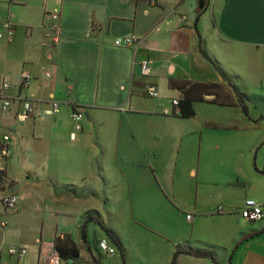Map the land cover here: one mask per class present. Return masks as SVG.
<instances>
[{
    "label": "crops",
    "instance_id": "crops-1",
    "mask_svg": "<svg viewBox=\"0 0 264 264\" xmlns=\"http://www.w3.org/2000/svg\"><path fill=\"white\" fill-rule=\"evenodd\" d=\"M0 7V30L16 27L12 42L0 41V78L11 82L3 96L12 100L3 111L0 98V139L16 142L11 157L0 158L8 179L0 185V247L26 248L22 264H36L41 243L58 240L80 251L64 264H172L178 251L213 259L181 254L176 264H264V219L240 214L246 201L264 206V110L250 106L264 101V0ZM49 10L60 12L57 44L44 20ZM125 36L142 43L116 46ZM146 60L151 76L141 71ZM150 85L157 99L147 96ZM175 99L192 101L195 115H164ZM21 100L43 115L22 121ZM75 110L84 122L73 140ZM12 193L20 203L7 211ZM220 205L226 210L216 214ZM102 240L114 255L100 251ZM0 261L18 263L6 251Z\"/></svg>",
    "mask_w": 264,
    "mask_h": 264
},
{
    "label": "built area",
    "instance_id": "built-area-1",
    "mask_svg": "<svg viewBox=\"0 0 264 264\" xmlns=\"http://www.w3.org/2000/svg\"><path fill=\"white\" fill-rule=\"evenodd\" d=\"M154 5L155 2L151 1ZM2 14V8L0 7V18ZM44 20L46 23V27L51 32V39L52 42L57 44L60 42V34L61 29L59 26L60 20V12L59 10H49L45 11L44 13ZM16 35V27L14 24L8 22L5 23V30H0V41H7L12 42ZM142 43V39L137 36H125L116 39L115 45L118 47L129 46V47H137ZM42 71L46 78L51 79L53 76V69L48 68L47 66L42 67ZM141 71L144 76H151L152 75V66L150 61H143L141 64ZM30 82V77H25L23 80V86H27ZM11 88V82L8 77L0 78V98L2 99V109L3 111H8L11 107L12 100L8 97L3 96V92L8 91ZM147 96L151 99H157L160 94L154 85H150L147 88ZM23 101V100H21ZM174 106L173 113H170L168 110L165 111V115H174L178 116L181 113L180 109V101L175 99L172 101ZM60 112V104L58 102L52 103L51 110L49 113L51 114H58ZM44 111L37 107L33 101L31 100H24L23 101V112L20 114V119L22 121L28 120L30 118H39L42 116ZM71 120L73 123V132L71 134V138L73 140L76 139L77 135L82 132L83 130V122H84V113L80 110H75L71 114ZM16 142L13 137L9 135H3L0 139V158L7 160L12 155V149L15 146ZM7 176L5 169L0 167V185L7 181ZM20 203V196L17 193H12L7 196L3 200V206L7 211L15 210ZM225 207L219 206L216 210V214H223L225 212ZM242 218L247 222H259L264 219V206L258 204L255 201L249 200L246 201L243 209L240 211ZM189 220H192L191 216H188ZM99 249L101 252L114 255L116 253V249L111 247L107 240H102L99 242ZM6 251L9 257H15L18 260L17 264H22L25 258L28 255V251L26 248L19 247V246H10L7 249H3L0 247V258L2 257L3 253ZM0 264L2 263L0 261ZM36 264H64L63 260L61 259L57 249L55 242H43L40 246V255L39 261Z\"/></svg>",
    "mask_w": 264,
    "mask_h": 264
},
{
    "label": "trees",
    "instance_id": "trees-1",
    "mask_svg": "<svg viewBox=\"0 0 264 264\" xmlns=\"http://www.w3.org/2000/svg\"><path fill=\"white\" fill-rule=\"evenodd\" d=\"M207 1H209V0H207ZM201 3H202V6H204L205 0H201ZM207 4L208 3H206V5ZM240 97H241V105H242L244 111L247 113L248 108L242 99V95H240ZM180 109H181V113L177 117H182V118L188 119V118H191L195 115V109H194V105H193L192 101H189V100L180 101ZM98 224L101 225V222L98 221ZM106 232H107L108 236L114 241V243L116 245L120 246V243L117 240V238L109 230L106 229ZM55 243H56V249H57L62 260L75 259V258H78L80 256L79 249L74 244H72L71 241H68V240L60 241V240H58ZM181 254H186V255H190V256H194V257H204V258L213 259V256L211 254H208V253H198V252H192V251H178L176 253L174 259H173L172 264L177 263V257Z\"/></svg>",
    "mask_w": 264,
    "mask_h": 264
},
{
    "label": "rangeland",
    "instance_id": "rangeland-1",
    "mask_svg": "<svg viewBox=\"0 0 264 264\" xmlns=\"http://www.w3.org/2000/svg\"><path fill=\"white\" fill-rule=\"evenodd\" d=\"M250 92H254V91H253V87L251 88V91H250ZM249 95L253 98V95H251V94H249ZM250 102H251V103H250V106L252 107V110H255V111L264 110V101H263V100H261V101L258 103V109H254V108H253V106H255V104H256V100H255V101L251 100ZM253 102H254V103H253ZM164 115H165V113H164ZM228 169H229V173H231V172H232V166L230 165V166L228 167ZM221 206L226 207L225 205H221Z\"/></svg>",
    "mask_w": 264,
    "mask_h": 264
}]
</instances>
